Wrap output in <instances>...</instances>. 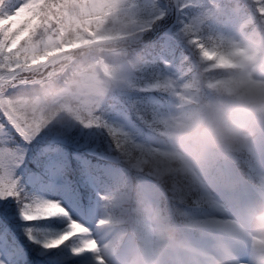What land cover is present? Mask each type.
<instances>
[{"label":"clouds","instance_id":"9594fccd","mask_svg":"<svg viewBox=\"0 0 264 264\" xmlns=\"http://www.w3.org/2000/svg\"><path fill=\"white\" fill-rule=\"evenodd\" d=\"M78 135L109 161L81 211L20 172L37 138ZM10 197L53 264H264V0H0Z\"/></svg>","mask_w":264,"mask_h":264},{"label":"trees","instance_id":"16d2710c","mask_svg":"<svg viewBox=\"0 0 264 264\" xmlns=\"http://www.w3.org/2000/svg\"><path fill=\"white\" fill-rule=\"evenodd\" d=\"M86 139L87 137L84 135L74 136L73 138L65 141L37 138V140L34 141L33 145L30 147L23 169H33L36 165L49 169H56L63 172V178L72 184L74 183V181H72L74 172L78 171V175H82L80 164H83L86 172L89 173L93 166H99L109 162L102 154L101 147H96L94 149V145L96 143H85ZM100 160H105V162ZM38 181H40L39 178L36 180L35 185L29 187V189L35 188ZM81 186V191L84 192L87 187L83 183H81ZM3 208L10 210L9 218L13 221V223L11 227L0 223V233H4L5 229H7V239L12 240L14 238L17 244L20 242L17 240L15 235L16 233L20 234L22 239L21 242L26 246L30 254L28 255L29 258L27 261H24V264H45V262L41 261L40 258L49 257L38 254L36 248L26 240L21 228L19 227L16 202L14 200H0V209Z\"/></svg>","mask_w":264,"mask_h":264},{"label":"rangeland","instance_id":"374dc122","mask_svg":"<svg viewBox=\"0 0 264 264\" xmlns=\"http://www.w3.org/2000/svg\"><path fill=\"white\" fill-rule=\"evenodd\" d=\"M85 143H96L95 140H89L88 138L85 140ZM23 169V166L20 170ZM51 175L53 178H60L61 173L56 170H51ZM92 182V181H91ZM90 182V183H91ZM39 191H43L45 194L49 195L52 198L60 199L61 202L66 206L73 208L74 207V201L71 198V193H76V190L69 185L67 182H61V183H50V184H44L41 185L38 188ZM77 194V193H76ZM25 259V256L24 258Z\"/></svg>","mask_w":264,"mask_h":264},{"label":"snow or ice","instance_id":"6c2138e0","mask_svg":"<svg viewBox=\"0 0 264 264\" xmlns=\"http://www.w3.org/2000/svg\"><path fill=\"white\" fill-rule=\"evenodd\" d=\"M15 10H13L12 13H9V16H14ZM23 21H17L18 24L22 23ZM71 198L74 201V207L76 211L86 210V207L88 205V202L84 197L77 195L76 193L70 194ZM13 198H8L5 201H11ZM10 217V210L7 208L0 209V223H3L7 225L8 227H11L13 221L9 218ZM53 221H55L56 218H51ZM7 239V233H0V244L4 243ZM58 264H63V260H59ZM70 264H80V261L74 260L71 261Z\"/></svg>","mask_w":264,"mask_h":264}]
</instances>
